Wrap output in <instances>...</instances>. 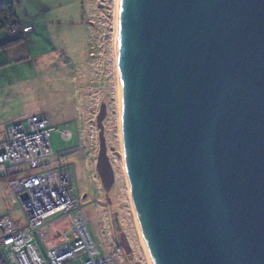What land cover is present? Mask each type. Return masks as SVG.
Returning <instances> with one entry per match:
<instances>
[{
  "label": "water",
  "instance_id": "obj_1",
  "mask_svg": "<svg viewBox=\"0 0 264 264\" xmlns=\"http://www.w3.org/2000/svg\"><path fill=\"white\" fill-rule=\"evenodd\" d=\"M117 56L151 264H264V0H119Z\"/></svg>",
  "mask_w": 264,
  "mask_h": 264
},
{
  "label": "rangeland",
  "instance_id": "obj_2",
  "mask_svg": "<svg viewBox=\"0 0 264 264\" xmlns=\"http://www.w3.org/2000/svg\"><path fill=\"white\" fill-rule=\"evenodd\" d=\"M20 1L14 6L23 31L12 35L22 37L18 53L0 48V140L5 137L4 126L14 117L46 115L53 128L52 151L72 176L71 194L79 199L93 243L101 253L110 254L115 243L127 242L130 250L122 247L120 263L148 264L122 161L117 0ZM3 36L9 38L0 28V39ZM62 130L72 138L63 140ZM3 215L26 225L23 210L14 208L6 180L0 177ZM68 225V216L49 219L53 236Z\"/></svg>",
  "mask_w": 264,
  "mask_h": 264
},
{
  "label": "built area",
  "instance_id": "obj_3",
  "mask_svg": "<svg viewBox=\"0 0 264 264\" xmlns=\"http://www.w3.org/2000/svg\"><path fill=\"white\" fill-rule=\"evenodd\" d=\"M7 30L10 34L23 31L12 24ZM3 131L0 177L6 180L14 208L23 210L26 225L7 215L0 217V264H121V244L115 243L112 253L103 254L88 233L79 199L71 194L72 176L52 151L49 118L23 115L6 124ZM60 135L66 141L72 138L68 130ZM56 215L68 216L69 225L53 236L49 219Z\"/></svg>",
  "mask_w": 264,
  "mask_h": 264
},
{
  "label": "bare ground",
  "instance_id": "obj_4",
  "mask_svg": "<svg viewBox=\"0 0 264 264\" xmlns=\"http://www.w3.org/2000/svg\"><path fill=\"white\" fill-rule=\"evenodd\" d=\"M116 35H115V54H116V60H117V76H118V88H119V84H120V80H119V73H118V56H117V45H118V41H119V0H117V15H116ZM118 101H119V123H120V140H121V148H122V161H123V169H124V174H125V179H126V184H127V189H128V196L130 199V204H131V208H132V213L134 216V221H135V225H136V230L139 236V240L143 249V252L145 254V257L147 259V263L151 264L146 247L144 245V241H143V236H142V232H141V228H140V224L137 218V213H136V209H135V205L133 202V194H132V188H131V184H130V180H129V176H128V170H127V163H126V157H125V148H124V138H123V129H122V118H123V109H122V102L121 99L119 97V90H118Z\"/></svg>",
  "mask_w": 264,
  "mask_h": 264
},
{
  "label": "crops",
  "instance_id": "obj_5",
  "mask_svg": "<svg viewBox=\"0 0 264 264\" xmlns=\"http://www.w3.org/2000/svg\"><path fill=\"white\" fill-rule=\"evenodd\" d=\"M5 2H13V11H14V15H15V17H16V21L18 22V26H20V23H19V21H18V16H17V13H16V11H15V6H14V4L16 3H21V1L20 0H0V3H5ZM15 2V3H14ZM0 28L1 29H3V30H5V32H6V34L7 35H9L8 37V39L7 38H5V40H4V36L2 37L3 39H0V40H4V41H0V48L1 49H7V52H11V53H18L17 51H18V49H17V47L19 48L20 46V44L22 43L21 41H22V39L21 40H19V41H14L16 38H12L13 36V34H10L9 33V31L7 30V27L4 29V28H2V23L0 22ZM7 43V44H6ZM3 44H6V46H3L2 47V45ZM24 115H27V114H24ZM20 116H23V115H18L17 117H14L13 119H11L9 122H11V121H13V120H15L16 118H18V117H20ZM2 140V139H1ZM0 140V141H1Z\"/></svg>",
  "mask_w": 264,
  "mask_h": 264
},
{
  "label": "trees",
  "instance_id": "obj_6",
  "mask_svg": "<svg viewBox=\"0 0 264 264\" xmlns=\"http://www.w3.org/2000/svg\"><path fill=\"white\" fill-rule=\"evenodd\" d=\"M0 22L2 23V28H6L7 25H18V22L16 21V17L14 15L13 11V2H5V3H0ZM22 37L16 38L14 41H19L21 40ZM7 44V43H6ZM6 44H3V46H6ZM122 246V244H121ZM127 246V247H125ZM123 248L127 249L128 251L130 250L129 244L127 242L125 243Z\"/></svg>",
  "mask_w": 264,
  "mask_h": 264
}]
</instances>
